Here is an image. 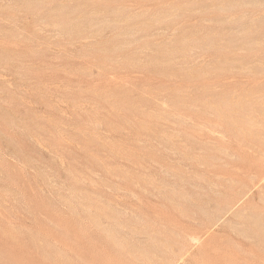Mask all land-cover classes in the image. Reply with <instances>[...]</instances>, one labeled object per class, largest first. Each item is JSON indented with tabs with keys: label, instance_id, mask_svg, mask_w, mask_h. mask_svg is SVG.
<instances>
[{
	"label": "rangeland",
	"instance_id": "1",
	"mask_svg": "<svg viewBox=\"0 0 264 264\" xmlns=\"http://www.w3.org/2000/svg\"><path fill=\"white\" fill-rule=\"evenodd\" d=\"M0 264H264V0H0Z\"/></svg>",
	"mask_w": 264,
	"mask_h": 264
}]
</instances>
